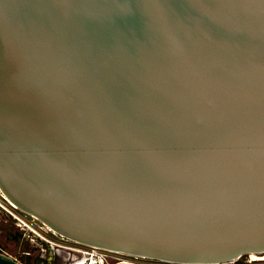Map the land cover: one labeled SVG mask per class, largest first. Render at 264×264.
<instances>
[{"label":"water","instance_id":"water-1","mask_svg":"<svg viewBox=\"0 0 264 264\" xmlns=\"http://www.w3.org/2000/svg\"><path fill=\"white\" fill-rule=\"evenodd\" d=\"M0 192L113 252L263 253L264 0H0Z\"/></svg>","mask_w":264,"mask_h":264},{"label":"built area","instance_id":"built-area-1","mask_svg":"<svg viewBox=\"0 0 264 264\" xmlns=\"http://www.w3.org/2000/svg\"><path fill=\"white\" fill-rule=\"evenodd\" d=\"M0 208L3 209L8 214H10L14 219L18 221V225L22 228L24 234H26L28 237H32L33 239L36 238V240L45 243L52 248L63 249L68 252H71V254L74 256L71 257L72 261L68 264H110L109 263L110 260L112 258H119L118 257L119 255L129 256L128 254L113 252L94 246L83 245L65 239L55 234L45 224H43L37 218L31 215L34 219H36L39 222L38 225H34L31 221L27 220L23 215L19 214L17 211H21V210L14 207L1 194V192H0ZM134 258H138V257H134ZM127 262H128L127 260L121 259L120 261H116L115 264H128ZM159 262H162L164 264H264V252L244 253L238 256L237 258L222 262H215V263L167 262V261H159Z\"/></svg>","mask_w":264,"mask_h":264},{"label":"rangeland","instance_id":"rangeland-1","mask_svg":"<svg viewBox=\"0 0 264 264\" xmlns=\"http://www.w3.org/2000/svg\"><path fill=\"white\" fill-rule=\"evenodd\" d=\"M17 212L34 225H38L39 222L31 215L22 211ZM0 251L23 264H68L72 261L71 257L74 256L71 252L67 253L66 250L52 248L36 238L28 237L18 225V221L1 208ZM118 257L112 258L109 263L115 264L116 261L124 259L128 261V264H164L158 260H142L130 255H119Z\"/></svg>","mask_w":264,"mask_h":264},{"label":"bare ground","instance_id":"bare-ground-1","mask_svg":"<svg viewBox=\"0 0 264 264\" xmlns=\"http://www.w3.org/2000/svg\"><path fill=\"white\" fill-rule=\"evenodd\" d=\"M54 232V231H53ZM55 233V232H54ZM67 253H69L68 251H67ZM63 254V253H62ZM65 254V253H64ZM61 255V254H60ZM66 255V254H65ZM129 255V254H128ZM130 256H134V257H138V258H142V260H150V261H153L154 259H151V258H147V257H140V256H136V255H130ZM158 261H160V260H158Z\"/></svg>","mask_w":264,"mask_h":264}]
</instances>
